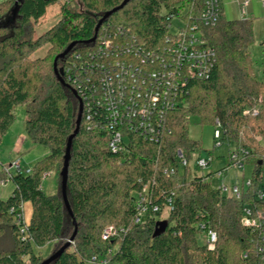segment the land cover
Listing matches in <instances>:
<instances>
[{"label":"trees","instance_id":"1","mask_svg":"<svg viewBox=\"0 0 264 264\" xmlns=\"http://www.w3.org/2000/svg\"><path fill=\"white\" fill-rule=\"evenodd\" d=\"M123 1L62 0L63 16L35 37L34 24L61 0H0V144L16 120L17 107L24 105L28 137L50 150L30 173L23 167L10 175L7 166L0 171V184H15L7 199L0 198V264H41L48 258L39 253L41 248L52 244L57 251L74 234L73 217L62 196L61 171L80 102L63 64L76 53L96 48L106 33L157 48L171 34L174 17L199 22L204 8V0H131L104 22L98 39L89 42L103 15ZM202 31L216 52V62L208 77L190 82L182 103L167 113L158 140L130 133L127 149L113 153L108 132L88 129L83 112L72 143L67 187L78 232L50 264H93L94 257L106 264H264V235L242 223L247 205L264 210V199L258 197L264 192V81L253 72L254 20L228 19L222 11L218 22L202 26ZM73 42L72 50L59 59L68 87L56 75L54 61ZM46 45L48 53L34 57ZM247 108L251 112L245 115ZM193 116L201 124L216 126L218 119L223 138L253 165L252 182L243 186L241 198L216 187L214 171L193 174L190 158L196 152L200 158L203 151L201 140L189 135ZM179 150L187 159L185 166ZM52 171L58 174V192L47 194L43 178ZM147 185L160 211L137 223V193ZM170 197L168 227L154 237ZM26 201L33 204L32 217L19 224L16 216ZM201 225L217 232L214 249L201 244ZM109 226L124 231L105 240L103 232Z\"/></svg>","mask_w":264,"mask_h":264},{"label":"built area","instance_id":"2","mask_svg":"<svg viewBox=\"0 0 264 264\" xmlns=\"http://www.w3.org/2000/svg\"><path fill=\"white\" fill-rule=\"evenodd\" d=\"M262 2L264 4V0ZM248 3L249 0L244 1V5ZM221 13V0H204L199 22L188 23L183 20L178 32L170 30L171 34L157 48L147 49L143 45L129 42L123 35L106 33L96 48L86 54L76 53L63 64L68 82L82 100L83 112L86 111V126L88 129H105L108 132V148L113 153L127 149L130 133L158 140L166 125L167 113L182 103V99L189 93L190 82L210 75L216 62V52L207 44L202 26L215 25ZM250 112L251 109L247 108L243 114ZM254 113H257L256 109ZM216 121L215 146L226 140L219 120ZM257 139L261 140V137ZM178 155L185 166L187 159L181 150ZM212 163L213 157L197 159V166L202 169L208 168ZM245 164L243 153L236 152L230 145L227 168H245ZM21 168V164L16 162L8 165L6 170L10 175L12 171ZM26 171L30 173L32 169ZM168 171L165 170L166 173ZM216 173L223 176L225 170L215 171ZM251 182L249 178L234 184L232 188L226 185L219 188L228 196L241 198L243 186H250ZM1 183L4 184L5 181ZM258 197L264 199V192H260ZM136 204L137 223L143 222L150 212L160 211V206L151 201L149 185L137 193ZM166 204L170 210L173 209L172 197ZM16 217L20 224L23 221V211ZM242 223L264 235V210L247 205ZM201 228L205 230L204 225ZM123 231V228L109 226L104 230L103 238L107 240ZM203 235L208 248L214 249L218 240L217 232L208 229ZM91 262L106 264L107 261L94 257Z\"/></svg>","mask_w":264,"mask_h":264},{"label":"rangeland","instance_id":"3","mask_svg":"<svg viewBox=\"0 0 264 264\" xmlns=\"http://www.w3.org/2000/svg\"><path fill=\"white\" fill-rule=\"evenodd\" d=\"M62 0L60 3L51 5L48 8L47 16L42 18L38 23L34 24V36L37 37L46 30L50 29L56 22L63 16L62 13ZM228 17H232V13H227ZM183 25L181 16H176L170 23V30L177 33L180 26ZM257 28V42L251 45L250 50L253 56V72L258 79L264 81V16L259 18L256 22ZM260 41H263L261 43ZM49 45L40 48L34 57H43L48 53ZM16 120L11 127V133L8 138L0 144V171L3 167L12 165L19 162L25 169H32L34 164L49 154L50 150L47 146L34 143L26 131V107L24 105L18 106L16 109ZM217 126L215 124H201L200 118L193 116L189 127V135L192 139H199L202 142L203 151L201 157L212 158L213 163L206 169L197 166V157L199 154L196 152L190 158L189 164L192 167L193 174L202 175L209 171L225 170L223 176L215 174L213 183L216 187L226 185L232 188L234 184L242 182L250 178L253 172L252 164H245V168L228 167V157L230 150L229 140H224L221 145L215 146L214 133ZM20 138L21 147L16 148L13 146L15 139ZM233 147V146H232ZM214 150L211 154L210 151ZM220 172V171H219ZM58 174L56 171L46 173L44 176L43 187L47 194H55L58 192L57 184ZM15 184L13 181L8 180L4 184H0V198L7 199L13 192ZM33 211V204L31 201H26L23 205V221L20 224L26 223L30 220ZM170 208L167 205L164 209L162 220H167ZM16 220L18 221L17 217ZM75 227L73 228V232ZM206 238L204 235L200 236L201 244H204ZM52 244H49L39 251L43 256L52 255L55 251Z\"/></svg>","mask_w":264,"mask_h":264},{"label":"water","instance_id":"4","mask_svg":"<svg viewBox=\"0 0 264 264\" xmlns=\"http://www.w3.org/2000/svg\"><path fill=\"white\" fill-rule=\"evenodd\" d=\"M131 0H124L122 4H120L119 6L115 7L114 9L106 12L103 17L99 20L97 27H96V31H95V35L93 36V38H91L89 40V42H94L96 41L97 37H98V33L100 30V27L104 24V22L115 12L121 10L122 8H124ZM76 44V42L71 43L62 53H60L54 61V70L56 75L58 76L59 80L67 85L68 87L70 86L64 79L63 77V69L59 68V59L64 58L74 47V45ZM74 94L77 96V98L79 99L80 102V108H79V114H78V119H77V127L74 131V133L69 137L68 139V144H67V148H66V154H65V161H64V166L63 169L61 171V176H62V183H61V191H62V196L66 205V208L69 212V214L73 217V221L75 224V231L74 234L72 235L71 239L64 244L60 249H58L57 251H55L52 255H50L48 258H46L41 264H50L53 260L59 258L60 256L63 255V253L69 248V246L71 245L72 241L74 240L77 232H78V224H77V220L74 217L73 214V210L71 207V204L69 202V198H68V191H67V187H68V178H69V163H70V158H71V148H72V143L74 138L76 137V135L79 133L80 128H81V124H82V120H83V103L82 100L79 98L77 92L75 89H72ZM168 227V221L167 220H161L157 223L155 232H154V237L159 236L162 232H164L166 230V228Z\"/></svg>","mask_w":264,"mask_h":264},{"label":"crops","instance_id":"5","mask_svg":"<svg viewBox=\"0 0 264 264\" xmlns=\"http://www.w3.org/2000/svg\"><path fill=\"white\" fill-rule=\"evenodd\" d=\"M244 1L245 0H221L222 11L228 19L253 18L254 33H255L254 43H256L258 40L256 22L259 18H262L264 16V4L262 0H249L248 5H244ZM228 12L232 13V17H228L227 15ZM260 42L263 43V41H260ZM10 133H11V130H9V132L6 134V136L4 137V140L9 137ZM21 144L22 143L20 141V138H18V139H15L13 146L16 148H20Z\"/></svg>","mask_w":264,"mask_h":264}]
</instances>
